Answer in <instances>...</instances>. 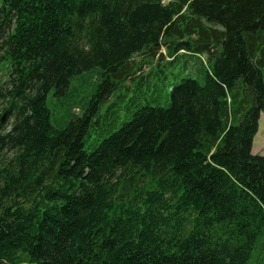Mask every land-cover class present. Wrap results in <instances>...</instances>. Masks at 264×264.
<instances>
[{
    "label": "trees",
    "instance_id": "1",
    "mask_svg": "<svg viewBox=\"0 0 264 264\" xmlns=\"http://www.w3.org/2000/svg\"><path fill=\"white\" fill-rule=\"evenodd\" d=\"M3 65L0 264L264 247V0H0Z\"/></svg>",
    "mask_w": 264,
    "mask_h": 264
},
{
    "label": "rangeland",
    "instance_id": "2",
    "mask_svg": "<svg viewBox=\"0 0 264 264\" xmlns=\"http://www.w3.org/2000/svg\"><path fill=\"white\" fill-rule=\"evenodd\" d=\"M144 56L138 58V60H143ZM92 73L86 72L83 75L78 76L72 85L76 84L75 97L74 99H79L86 97L90 93V89L93 86ZM7 81V69L6 66H0V87ZM47 105L52 112L56 115H62L61 112V101H56L55 99L48 98ZM4 112H2L3 114ZM253 155L264 156V115L260 116L258 132L253 139V145L251 150ZM248 264H264V247L262 249L254 250L252 257Z\"/></svg>",
    "mask_w": 264,
    "mask_h": 264
},
{
    "label": "water",
    "instance_id": "3",
    "mask_svg": "<svg viewBox=\"0 0 264 264\" xmlns=\"http://www.w3.org/2000/svg\"><path fill=\"white\" fill-rule=\"evenodd\" d=\"M7 115V111H5L1 116V121H4Z\"/></svg>",
    "mask_w": 264,
    "mask_h": 264
}]
</instances>
